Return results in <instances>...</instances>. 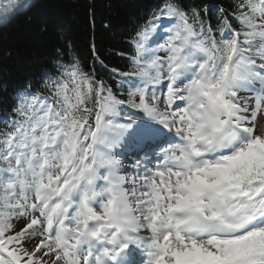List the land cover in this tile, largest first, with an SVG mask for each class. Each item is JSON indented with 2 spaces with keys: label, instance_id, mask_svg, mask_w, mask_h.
<instances>
[{
  "label": "snow or ice",
  "instance_id": "6c2138e0",
  "mask_svg": "<svg viewBox=\"0 0 264 264\" xmlns=\"http://www.w3.org/2000/svg\"><path fill=\"white\" fill-rule=\"evenodd\" d=\"M126 53L0 113V264H264V0H158Z\"/></svg>",
  "mask_w": 264,
  "mask_h": 264
},
{
  "label": "trees",
  "instance_id": "16d2710c",
  "mask_svg": "<svg viewBox=\"0 0 264 264\" xmlns=\"http://www.w3.org/2000/svg\"><path fill=\"white\" fill-rule=\"evenodd\" d=\"M158 0H34L0 23V113L28 80L53 71L56 50L78 58L91 71L94 53L105 64H126V45L134 20L147 16ZM185 5L224 4L232 0H181ZM106 25H108L106 27ZM125 52V57L119 53ZM96 76L113 83L99 64Z\"/></svg>",
  "mask_w": 264,
  "mask_h": 264
},
{
  "label": "rangeland",
  "instance_id": "374dc122",
  "mask_svg": "<svg viewBox=\"0 0 264 264\" xmlns=\"http://www.w3.org/2000/svg\"><path fill=\"white\" fill-rule=\"evenodd\" d=\"M29 1H32V0H24L25 3L29 2ZM4 2L6 3L7 0H4ZM2 22H5V21L4 20H0V23H2ZM259 123L264 124V119L260 120ZM97 210H99V209H97Z\"/></svg>",
  "mask_w": 264,
  "mask_h": 264
}]
</instances>
